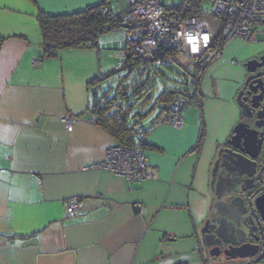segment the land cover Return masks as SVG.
Segmentation results:
<instances>
[{"label":"crops","instance_id":"obj_1","mask_svg":"<svg viewBox=\"0 0 264 264\" xmlns=\"http://www.w3.org/2000/svg\"><path fill=\"white\" fill-rule=\"evenodd\" d=\"M102 1L0 0V264H209L196 230L214 203L212 163L241 117L243 63L264 47L228 44L204 73L202 110L185 109L182 128L155 124L151 176L130 182L97 165L116 139L92 114L93 81L108 73L106 52L122 49L126 31L45 57L37 18ZM69 113L72 131L62 122ZM72 197L81 198L75 214Z\"/></svg>","mask_w":264,"mask_h":264},{"label":"built area","instance_id":"obj_2","mask_svg":"<svg viewBox=\"0 0 264 264\" xmlns=\"http://www.w3.org/2000/svg\"><path fill=\"white\" fill-rule=\"evenodd\" d=\"M195 0H179L165 3L162 0H129L121 12V27L126 31L124 44L117 55L121 63L127 59L130 49L143 61L155 64L178 63L177 57L185 56L197 70L194 79L196 98L194 104L203 107L201 91L202 72L219 60L228 44L236 39L258 42L257 33L264 25V0H201L200 14H191ZM211 4L207 11L204 3ZM148 20L147 25L123 28L133 21ZM239 64L238 60H234ZM196 74V73H195ZM189 101L184 96L173 99V113L158 120L157 124L168 123L175 128L185 124L184 110ZM68 131L74 129L76 118L69 114L62 117ZM144 136L135 139L132 145L113 143L106 149L105 157L97 164L112 174L130 182L143 181L151 176L144 144ZM89 166L85 167L87 169ZM81 207V198L72 197L67 202L69 214H75ZM140 213L144 215L146 208Z\"/></svg>","mask_w":264,"mask_h":264},{"label":"water","instance_id":"obj_3","mask_svg":"<svg viewBox=\"0 0 264 264\" xmlns=\"http://www.w3.org/2000/svg\"><path fill=\"white\" fill-rule=\"evenodd\" d=\"M147 24L148 20H135L132 23L124 24L123 28L132 29ZM244 67L249 75L244 82L243 89L236 96V102L241 111L253 121L240 119L236 123L230 138L219 146L211 169L213 190H215L217 180L218 186L221 184L220 180L224 177L223 174L226 170L230 174L238 173L242 176L236 184V187L239 185L241 189L234 191L235 187H230L217 193L211 214L202 221L201 226L196 230L202 254L209 252L212 258L217 257L220 252H224L229 260L252 258L257 254L259 248L246 240L249 237L258 238V227L262 233L264 232V193L257 198H255L256 194L245 198L250 187H246L245 181L248 179L244 177L247 176L250 180L256 175V159L262 149L264 138V80L259 77L264 74V71L256 72L257 68L264 67V53L258 58L246 60ZM254 84L256 85L254 86ZM247 87L249 90L246 91ZM258 89H261V93L251 97L252 92L257 94ZM40 121L42 122L43 118ZM221 169L224 170L221 171ZM226 180H228L227 177ZM242 183L245 185H241ZM36 243L37 239L31 238L25 240L22 245L28 246ZM221 244L229 245L223 251L220 250ZM251 247H256V249L246 251ZM251 263L264 264L260 263V258H252Z\"/></svg>","mask_w":264,"mask_h":264},{"label":"trees","instance_id":"obj_4","mask_svg":"<svg viewBox=\"0 0 264 264\" xmlns=\"http://www.w3.org/2000/svg\"><path fill=\"white\" fill-rule=\"evenodd\" d=\"M200 2L201 0H195L194 5L190 9L191 14L201 13V10L198 9L200 7ZM37 18L44 40L45 57H55L61 49L98 47L99 39L102 35L111 30L122 28L120 23L121 13H115L112 10L110 7V0H104L97 5L89 6L82 11L73 13L48 14L40 10L37 14ZM151 64L156 65L155 63L143 61L141 57L135 56L129 49L127 59L123 62V67H128L130 69L139 67L143 68V71L146 72L148 71V67L153 66ZM162 65L170 67V64L164 63ZM180 68L185 77L190 74V81L193 86L192 91L189 88L190 81L188 79L183 88L162 90L157 95L155 104H151L145 112L137 111L136 116L133 118L134 121L131 124L128 116L132 106H128L126 109L122 107L114 109L116 106L115 98L103 103V100L98 101V93L95 92V90L93 92L94 104L92 110L94 120L98 125L106 128L114 136L116 142L120 144L132 145L137 137L144 136L143 147L146 152L147 147L153 146L148 144L147 133L157 124L158 120L169 117L173 113V99L177 96H184L188 99L190 105L194 104L193 102L197 95V83L194 76L197 75V70L195 67L190 69L184 65H180ZM113 72L112 70L108 72L107 75L99 77L93 81V84L100 85ZM203 74L204 72H202V76ZM141 87H143V85ZM106 94L107 93L104 92L103 97H105ZM122 94H124V96L126 95L123 92ZM157 105L159 106L157 115L160 116L145 122L143 119L146 118L152 110H155Z\"/></svg>","mask_w":264,"mask_h":264},{"label":"rangeland","instance_id":"obj_5","mask_svg":"<svg viewBox=\"0 0 264 264\" xmlns=\"http://www.w3.org/2000/svg\"><path fill=\"white\" fill-rule=\"evenodd\" d=\"M165 3H172L173 1L177 3L179 0H162ZM111 7L115 12H120L122 9H125L129 5V0H110ZM207 11L211 10L210 3H204ZM261 32L257 33L258 42H249L254 45L264 47V25L259 29ZM264 52V48H261V51L258 55ZM106 61L110 65L108 72L114 71L108 78H106L99 86L96 88L98 93V101L103 100L105 103L108 100L115 98L116 106L126 109L128 106H132L129 111V121L132 124L134 117L136 116L137 111L145 112L151 104H155L157 95L164 89H174V88H183L186 84L187 79L190 81V74L185 77L182 72L180 65H184L190 69L193 67V63L187 59L185 56L180 55L177 57L178 63L170 64V67L156 64L150 66L148 71H143V68L130 69L128 67H123L121 59L115 54L120 53V49H112L110 53L106 52ZM257 54L255 56H258ZM142 70V71H141ZM106 73L105 75H107ZM143 85V87H141ZM189 88L192 91L193 86L189 84ZM136 88V89H135ZM104 92L106 96L103 97ZM125 93L126 95L124 96ZM194 103V102H193ZM189 109H201L200 106L196 104H189L186 107V110ZM185 110V112H186ZM159 111V106H156L155 110H152L146 118L143 120L145 122L151 121ZM142 120V121H143Z\"/></svg>","mask_w":264,"mask_h":264},{"label":"flooded vegetation","instance_id":"obj_6","mask_svg":"<svg viewBox=\"0 0 264 264\" xmlns=\"http://www.w3.org/2000/svg\"><path fill=\"white\" fill-rule=\"evenodd\" d=\"M262 54H260L258 56H255L253 58H258ZM249 59H251V58H249ZM243 65H244V63H243ZM263 71H264V67H260V68H257L256 72H263ZM248 75H249V73L246 71V75H245L244 81L242 82L241 87L239 88L236 96L238 95L239 91L241 89H243L244 82H245V80H246ZM259 77L264 80V74H262ZM255 85L256 84H254V86ZM245 90L247 91V90H249V88L247 87ZM260 93H261V89H258L257 94L255 92H252L251 97L254 94L258 95ZM240 119H243V120H246V121H253V119L252 118L250 119L247 115H245L244 112L241 113ZM256 161H257V173H256V175H254L250 180H249V178H247V176H244V177H246L245 179H248L247 181H245L246 182L245 183L246 187H250L248 189V192L245 194L246 195L245 198H247V197L249 198V197H251L252 195H255V194H256L255 198H257L258 196H260V195H262L264 193V138H263V143H262V149H261L260 154H259L258 158L256 159ZM222 170H224V169H221V171ZM260 172H262V173L260 174ZM223 176L224 177H222V179L220 180L221 184H219V186H218V180L215 182V186L216 187H215V190H213L214 199L216 198L217 193H219L222 190H226V189H228L230 187H235L234 191H237L238 189H241L239 185H238V187H236L237 186L236 185L237 182L241 180V177H242L241 175H239L238 173H233V174L231 173L230 174V172L226 170L225 174H223ZM226 177H227L228 180H226ZM211 180H212V176H211ZM243 184L244 183H242L241 185H243ZM218 187H219L220 190L218 189ZM258 214L260 215V212H258ZM263 225H264V223H263ZM258 228H257V230H258V238L255 239V237H249V238H247L246 242H250L251 244H254V245L258 246V248H259L258 252L252 258L253 259L260 258V263H264V232L262 233V231H260ZM228 245L229 244H221L220 250L224 251L228 247ZM209 249L211 250V248H209ZM255 249H256V247H251L250 249L248 248V250H246V251H252V250H255ZM203 257L205 259V262H207L209 264H217V263H223V264H254V263H251V261H252L251 257L246 258V259H239L238 258V259L229 260L227 258V256L224 255V252H220V254L217 257H213V258L210 257L209 252H207L206 254L203 255Z\"/></svg>","mask_w":264,"mask_h":264}]
</instances>
